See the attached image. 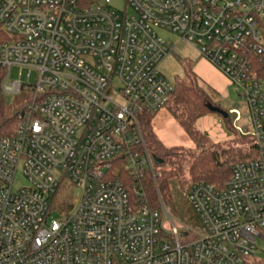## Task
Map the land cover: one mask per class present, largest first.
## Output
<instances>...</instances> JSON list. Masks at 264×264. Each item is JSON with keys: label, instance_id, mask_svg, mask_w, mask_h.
Returning a JSON list of instances; mask_svg holds the SVG:
<instances>
[{"label": "built area", "instance_id": "2783aa9c", "mask_svg": "<svg viewBox=\"0 0 264 264\" xmlns=\"http://www.w3.org/2000/svg\"><path fill=\"white\" fill-rule=\"evenodd\" d=\"M126 4L132 15L111 0H0L10 38L0 46L1 90L32 93L14 136L0 138V264H245L264 240V0ZM160 29L230 80L250 114L245 128L231 111L234 128L258 149L224 188H191L202 234L178 227L158 192L163 220L149 197L161 173L141 121L175 90L159 71L174 53ZM13 67L36 70L37 82L7 85ZM20 172L28 185L16 189ZM64 181L80 190L67 212L52 204Z\"/></svg>", "mask_w": 264, "mask_h": 264}, {"label": "trees", "instance_id": "16d2710c", "mask_svg": "<svg viewBox=\"0 0 264 264\" xmlns=\"http://www.w3.org/2000/svg\"><path fill=\"white\" fill-rule=\"evenodd\" d=\"M89 4V3H88ZM10 41L0 25V46ZM3 72L0 73V138L12 137L18 125V111L20 107L9 105L1 90ZM175 90L167 109L178 122L194 145V149L185 147H166L157 137L153 128L155 115L147 116L141 121V128L146 145L154 158L164 160L161 166H155L161 173L154 181L148 183L149 197L154 209L159 210L161 201L171 215L179 219L183 214L182 202L189 199L191 188L198 183L213 185L224 188L230 180L232 168L240 162H249L258 158V149L255 141L248 135L239 133L232 124L230 114L220 115L226 122L230 132L234 135L233 141L225 146L213 144L209 136L198 130L197 122L215 113L219 109L213 102V97L201 83L200 78L194 73L193 65L186 64L184 78L177 79L174 84ZM30 91L24 87L22 94ZM152 182V184H151ZM158 192L161 197L158 195ZM71 198L65 199L58 209L68 211L71 208ZM196 223L187 226L192 232L204 233L199 215H195ZM245 264H264L255 256L246 260Z\"/></svg>", "mask_w": 264, "mask_h": 264}, {"label": "rangeland", "instance_id": "374dc122", "mask_svg": "<svg viewBox=\"0 0 264 264\" xmlns=\"http://www.w3.org/2000/svg\"><path fill=\"white\" fill-rule=\"evenodd\" d=\"M112 7L121 14L125 11L132 15V12L127 8L126 0H111ZM158 34L161 38L174 45V53L166 58L159 66L161 74L172 84H175L177 79L184 78L185 67L187 63L193 65L194 73L200 78L202 86L211 93L213 102L218 106V110H222L230 114V119L234 125L235 116L231 111L238 110L241 113L242 121L238 124L240 127L249 128L250 114L249 109L237 92L236 88L231 84L230 80L223 75L215 66L202 58L197 50V47L185 41H182L179 36L166 30H159ZM38 72L30 68L13 67L9 77L7 78V85L20 81L27 85H34L37 82ZM5 99L9 105L20 107L19 111L31 99L32 93L30 91L20 95H5ZM116 102L124 106L125 101L121 97H117ZM196 127L198 130L206 133L211 142L216 145L225 146L227 143L233 141L234 135L228 129L225 120L218 113H212L200 119ZM153 128L158 139L168 148L185 147L186 149H194V145L184 130L180 127L178 122L173 118L172 114L167 108L160 110L153 118ZM28 185L26 179L20 172L18 174L15 188L20 189ZM80 196V190L74 186L70 181L62 182L61 187L57 190L52 204L55 209H58L65 199H70L73 202ZM183 214L179 219H174L178 227L188 224H195L196 213L191 207L189 199H184L182 202ZM162 218L165 220V213L160 205ZM171 214V213H170ZM53 217L60 220L64 215L54 211ZM255 257L258 260L264 259V240L257 239V251Z\"/></svg>", "mask_w": 264, "mask_h": 264}, {"label": "water", "instance_id": "95a60500", "mask_svg": "<svg viewBox=\"0 0 264 264\" xmlns=\"http://www.w3.org/2000/svg\"><path fill=\"white\" fill-rule=\"evenodd\" d=\"M214 111H215V113H218L220 115L227 116L226 113L222 110L214 109ZM154 162H155L156 166H161L164 164V160L158 159V158H154Z\"/></svg>", "mask_w": 264, "mask_h": 264}]
</instances>
